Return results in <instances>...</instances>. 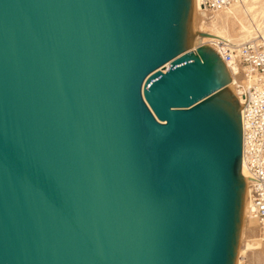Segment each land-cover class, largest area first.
I'll use <instances>...</instances> for the list:
<instances>
[{
	"label": "water",
	"instance_id": "obj_1",
	"mask_svg": "<svg viewBox=\"0 0 264 264\" xmlns=\"http://www.w3.org/2000/svg\"><path fill=\"white\" fill-rule=\"evenodd\" d=\"M191 9L0 0V264L235 263L241 107Z\"/></svg>",
	"mask_w": 264,
	"mask_h": 264
},
{
	"label": "built area",
	"instance_id": "obj_2",
	"mask_svg": "<svg viewBox=\"0 0 264 264\" xmlns=\"http://www.w3.org/2000/svg\"><path fill=\"white\" fill-rule=\"evenodd\" d=\"M242 2L200 0L201 12L205 17L214 16ZM207 46L218 53L230 77L231 73L236 77L231 91L241 107V161L249 174L245 180V208L264 235V37L218 40Z\"/></svg>",
	"mask_w": 264,
	"mask_h": 264
},
{
	"label": "bare ground",
	"instance_id": "obj_3",
	"mask_svg": "<svg viewBox=\"0 0 264 264\" xmlns=\"http://www.w3.org/2000/svg\"><path fill=\"white\" fill-rule=\"evenodd\" d=\"M196 13L201 14L203 16L201 12L200 0H192L191 18H194ZM239 14H241V20H239V18L236 17V15L238 16ZM224 15H228V18H230L232 26L239 24V26L242 28V30L245 31L246 34L239 35L237 33L232 32L230 33V35H228V32L224 26H220L219 28H215L214 26H212V28L210 29H206V28L201 29V31H198V33L195 35L197 36V39L199 40L200 44L207 45V44H211L212 42H216L218 40H228V41L234 39L235 41L246 40L258 35L264 37V2L261 3V0H243L241 4L229 8L223 12L216 13L214 16H206V17L203 16L204 19H202L201 21L202 23H206L211 20L217 22V20L220 21L219 18ZM201 32L206 33L207 35L200 36L199 33ZM235 80H236L235 75L231 73V82L228 85V88L230 90H232ZM240 174L244 177V181L247 180L249 177L248 171L243 161H241ZM245 194L246 193L244 191L241 225L243 226L245 217L246 219L248 218L249 221L254 223V225H257L255 220H253L247 215L245 208ZM239 234L240 237L243 235L242 229ZM234 264H239V254L236 255Z\"/></svg>",
	"mask_w": 264,
	"mask_h": 264
},
{
	"label": "rangeland",
	"instance_id": "obj_4",
	"mask_svg": "<svg viewBox=\"0 0 264 264\" xmlns=\"http://www.w3.org/2000/svg\"><path fill=\"white\" fill-rule=\"evenodd\" d=\"M262 2H264V0H261V3ZM236 17L241 20V14H239L238 16L236 15ZM202 19H204V17L198 13H196L194 18L190 17V34L193 42L192 47L200 44L197 36L195 35L203 28L210 29L212 28V26H214L215 28L224 26L228 32V35H230V33L232 32L239 35L246 34L245 31L242 30V28L239 26V24L232 26L228 15L221 16L219 18L220 21L217 20V22L211 20L206 23H202ZM241 229L243 230V235L241 236V238L239 234L237 246V254H239V264H264V235L262 233V230H259L257 225H254V223L249 221L248 218L246 219V217L243 226L240 224V231Z\"/></svg>",
	"mask_w": 264,
	"mask_h": 264
}]
</instances>
